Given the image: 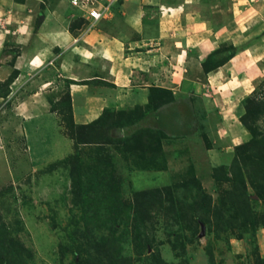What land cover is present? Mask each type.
Returning a JSON list of instances; mask_svg holds the SVG:
<instances>
[{"label": "rangeland", "instance_id": "obj_1", "mask_svg": "<svg viewBox=\"0 0 264 264\" xmlns=\"http://www.w3.org/2000/svg\"><path fill=\"white\" fill-rule=\"evenodd\" d=\"M46 1L28 0L25 13L0 2V223L10 233L4 258L11 264H89L100 254L98 260L123 264H264V0L143 3L142 29L130 27L126 34L133 52L150 55L152 47L142 41L155 38L162 11L180 25L186 16L201 18L217 33L213 48L234 45L235 54L215 72L204 70L205 59L187 65L182 57L181 66L168 68L183 74L166 81L148 77L149 59L135 69L130 89L119 85L113 96L107 86L116 83L91 88L108 96L99 117L132 122L107 131L102 122L91 143L81 142L74 126L73 80L62 77L61 86L45 92L34 71L22 67L14 20L32 19L38 29ZM3 5L9 7L5 18ZM109 5L97 0L94 7L108 16ZM75 10L65 11L68 19L61 22L84 38L102 19ZM55 22L48 17L47 30L55 31ZM184 45L178 39L177 48L186 52ZM159 59L167 63L166 56ZM36 92L45 103L32 114L26 106Z\"/></svg>", "mask_w": 264, "mask_h": 264}, {"label": "crops", "instance_id": "obj_2", "mask_svg": "<svg viewBox=\"0 0 264 264\" xmlns=\"http://www.w3.org/2000/svg\"><path fill=\"white\" fill-rule=\"evenodd\" d=\"M2 1H10L8 3L9 6H16V8L18 4L22 13H25V10H27L24 5L28 0H0V2ZM147 1L149 0L112 1L107 9L108 16L104 18V20H101L97 25L98 27L94 30L92 28L89 32L86 31L85 33H88L84 38H81V34H79L77 30L72 31L68 24L62 23L61 17L68 19L64 16V12H74L75 8L83 9L84 13L79 11L81 12L79 14L80 16L82 14L88 16L89 10L87 8L86 10L74 6L72 0L46 1L44 7L47 17H44L43 21L45 20L46 22L48 17H51V21H56L54 24L55 31L47 30L49 28L45 22H41L38 29H36L34 25L31 26L30 22L32 19L27 20V18L22 19L21 17V20L19 18L14 20V22H18L19 25L12 30H14V33L20 34V37L22 36V51L24 52L22 55V67H29L31 71H34L36 83L40 82V84H44V87H46L45 89H47L45 92L53 91L54 86L58 83L61 86L62 77L71 78L73 81L68 88L71 92L70 96L73 103L74 120L77 123H88L98 118L103 108L108 103V96L104 95L101 91L92 94V92H90L91 88L98 87L102 89L104 85L107 86L116 83L118 86L115 84L112 89L111 86H107L113 96L116 94L115 91L119 85H126V88L130 89L133 84L131 79L134 73L138 69L142 70L144 67H147L146 62L149 59L150 61L147 63H151L149 66L151 72L147 70V74H149L148 77H153L157 74L160 78L162 77L163 81H166L168 78L172 79L176 74H183V72H179V70L177 72L173 71L178 68L177 66H181L182 63L180 58H188V60H186L187 65L193 63L195 60H198L200 64L201 59H205L213 49H216V47L213 48L212 45L217 40V33H213L209 30L207 25L204 27L201 18V21L195 18L194 22H191L192 18L186 16V22L183 21V25H180L178 21L171 20L169 15L165 17L166 14L160 11L161 20L156 29L158 32L154 35L155 38H153L152 35V38H145L146 41L140 40L145 43V45L148 44L147 50L152 47L150 53H148L150 55L148 56L146 53L144 55V52L141 51L133 52L131 49L135 48V46L132 45V42H134L133 38L132 41L131 38L127 40L126 34L129 32L130 27L142 29V24L140 22L142 12L139 10H142L141 6ZM21 2L22 4H20ZM101 4L102 3L99 5ZM181 4L182 3H179L178 6H181ZM55 6L57 7L56 10L54 9L56 8ZM2 7L6 10L3 15L5 18L8 15L9 7L4 5ZM160 9H162V7ZM112 21H115V23L110 25L109 22ZM7 23H10V20H8ZM14 25H16V23H14ZM173 25L179 26L175 31L177 34L178 30L180 32L178 36L171 37V28L177 27ZM122 26L124 32H121L122 30L120 31ZM5 28L9 30V26H5ZM222 29L223 30H219L218 35L224 31V28ZM213 35L216 37H211ZM181 36H183V38ZM178 39L185 44L183 48L187 49V53L177 48L176 44ZM140 41L136 42L135 45L140 43ZM55 49H57V52ZM127 49L131 50V52L126 53L125 50ZM155 51L157 52L156 54H154ZM59 53L61 57L58 56ZM69 54L73 55V57L69 56ZM142 56L144 57L143 61ZM165 56L167 57V63H161L159 58H165ZM57 58L60 59L59 64L55 63ZM230 63L231 59L216 70L224 69ZM79 64H81V66H79ZM169 66H173L175 69H170L168 68ZM213 71L215 72V70ZM78 72L82 73L79 75L82 77L81 79L77 78ZM85 72L88 73L89 77L83 79V76H86ZM170 73L171 75H169ZM72 74L73 76H71ZM118 80L121 81L122 84L119 83ZM135 80H137V78H135ZM195 80L198 81V79ZM178 83L179 82L176 81L173 85L177 90L180 88V84ZM192 85H196V81ZM41 94V92L32 94L33 97H35V102L29 103V105L26 106L27 110L32 114L35 112L38 113L37 107H41V105L38 104L39 102L43 103V105L45 103L42 101L44 97ZM119 95L122 96V94ZM49 113L57 117L55 113L52 114L50 111ZM52 119L53 117L50 120Z\"/></svg>", "mask_w": 264, "mask_h": 264}, {"label": "trees", "instance_id": "obj_3", "mask_svg": "<svg viewBox=\"0 0 264 264\" xmlns=\"http://www.w3.org/2000/svg\"><path fill=\"white\" fill-rule=\"evenodd\" d=\"M108 1H109V4L112 2L110 0H108ZM73 5L78 6L75 4H73ZM79 7L82 8L83 6L79 5ZM114 9H115V7H114ZM106 17L107 16H104L101 19L104 20V18H106ZM85 22H86V19H85L84 23ZM112 23H115V21L109 22L110 25H112ZM235 51H236V48L234 45L232 46L231 50H229V51H220L219 48L213 50L211 53L208 54V56L203 61L204 70L207 72H210L212 70L218 69L220 66L225 64L235 54ZM224 53H226L227 55ZM210 57H214L213 60H215V61L209 62L208 60L210 59ZM63 101H64V104H67V102H69L67 99H64ZM160 105H162V104L160 103ZM249 110H250V107L248 106V111ZM70 114H71L72 119H73L72 110L70 111ZM108 117H109L108 114H103L102 116L94 119L91 122L75 124L74 126L78 127V130H77L79 133L78 138H81V142H86V143L94 142V138L97 136L96 135L97 127H99L100 126L99 124H101L102 122H105L104 128L106 129V131L109 128H114V127L122 128L124 126H130V124L132 123L131 121L129 122L128 120L125 123L120 122V121H116L114 115L111 116L110 118H108ZM73 121H74V119H73ZM157 133L164 136V133L161 130H159V128H157ZM103 142H108V140L106 139ZM9 234L10 233L7 230L5 223L4 222L0 223V264H11L10 261H8L6 258H4V252L5 251L9 252V250L6 246V244H7L6 243V237ZM108 244H109V240H107L105 242L106 246H108ZM115 253H117V252H115ZM100 256H101L100 254L99 255H91L90 258L87 259V261L89 262V264H123V263L116 262L115 259L112 258L114 256H111L112 259H108V260L100 259V260H98L99 258H101ZM115 258H116V256H115Z\"/></svg>", "mask_w": 264, "mask_h": 264}, {"label": "built area", "instance_id": "obj_4", "mask_svg": "<svg viewBox=\"0 0 264 264\" xmlns=\"http://www.w3.org/2000/svg\"><path fill=\"white\" fill-rule=\"evenodd\" d=\"M110 1H114V0H110ZM72 3L78 6L81 5L83 7L85 5L86 8L89 9V16H91L92 20L94 21L104 17V10H102V8L94 7V5L97 3V0H72Z\"/></svg>", "mask_w": 264, "mask_h": 264}]
</instances>
